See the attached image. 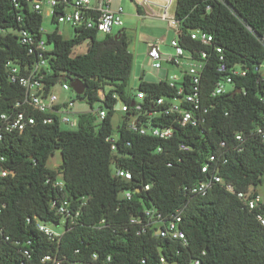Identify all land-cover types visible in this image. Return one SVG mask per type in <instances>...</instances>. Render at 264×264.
Here are the masks:
<instances>
[{
  "label": "trees",
  "instance_id": "16d2710c",
  "mask_svg": "<svg viewBox=\"0 0 264 264\" xmlns=\"http://www.w3.org/2000/svg\"><path fill=\"white\" fill-rule=\"evenodd\" d=\"M223 1L177 0L180 45L205 63L198 109L182 104L193 110L196 126L180 125L178 114L166 113L168 104H156L159 98H183L177 87L140 78L137 91L148 95L142 114L157 113L151 125L173 129L170 139L160 140L127 129L132 119L141 123L147 117L132 108L127 93L134 57L124 29L117 38L99 39L95 30L76 29L67 40L58 28L49 35L54 50L48 59L49 87L60 79L79 80L85 92L77 100L92 111L101 104L108 112L101 123L92 111L80 115L75 131L44 124L42 115L23 104L24 89L12 84L5 70L9 60L21 67L36 60L27 55L18 32L40 39L42 13L27 0H0V166L9 172L0 175V264H264L259 219H264V203L250 209L237 196L252 188L254 198L264 186V74L256 72L264 63L258 39L264 35V0ZM192 31L207 33L213 42L192 40ZM84 42L87 52L73 56ZM222 64L228 71L246 65L248 73L234 78L232 92L214 97L216 84L229 74L219 72ZM177 85L190 92L187 75ZM114 95L130 107L116 128ZM18 112L32 114L36 124L7 132L1 116ZM115 133L113 151L107 139ZM56 151L61 171L48 167ZM214 177L221 183L214 182L206 195L193 193ZM65 204L67 217L58 213ZM147 211L165 222L180 219L187 244L159 236ZM40 224L64 230L51 237Z\"/></svg>",
  "mask_w": 264,
  "mask_h": 264
},
{
  "label": "built area",
  "instance_id": "2783aa9c",
  "mask_svg": "<svg viewBox=\"0 0 264 264\" xmlns=\"http://www.w3.org/2000/svg\"><path fill=\"white\" fill-rule=\"evenodd\" d=\"M37 12H43L47 9V17L50 18L51 24L55 26L66 25L70 26L74 31L79 30H95L99 35L113 36L118 34L119 31L124 29L123 20V8L119 6L114 8L113 4L115 0H76L72 4H68L66 0H27ZM148 9L151 10V14L168 24L167 32L173 31L174 37L170 42V47L174 49V54L169 55L163 53L162 45H165L164 40H149L147 39V59L150 62V66L157 71L163 68L164 63H170L177 67L185 66L186 70L183 72L181 78H170L168 81L170 87H177L178 94L183 98L166 99L159 98L156 101L158 106L168 104L166 113L178 114L179 123L182 126L192 125L196 126L198 120L193 114V110H189L182 107L183 103L192 105L195 109H198L200 105V83L202 73L205 67V63L202 60H196L192 54L184 49L179 42L180 27L179 22L176 20L175 11L177 0H162V2L148 1L145 0ZM224 2L223 0H219ZM226 4V3H225ZM227 5V4H226ZM60 6H64L63 10L56 14V10ZM147 16V15H143ZM55 21V24L53 22ZM42 34L40 39H36L33 35L29 34L25 30L18 32L20 42L23 46L28 48L27 55L35 56L36 60L31 65L21 67L16 62L9 60L5 64V70L8 75V79L12 84H17L22 87L25 91V99L23 104L27 105L32 112H37L43 116L44 124H57L63 130L75 131L79 128L80 115L87 112H78L75 110V100L68 98L62 100L57 96L54 91L55 86L60 83L61 88L65 92H74L71 88L69 80L60 79L55 86L47 84V76L49 72L48 59L51 57L53 45H48L49 35L43 25L40 29ZM191 39L198 41L203 45H211L213 37L202 31H192ZM259 41L264 47V35L259 38ZM221 52L220 49H218ZM207 53H201V59H206ZM219 72L229 74L220 80L214 89L213 96H221L232 92L234 90V78L245 77L248 73L246 65H235L229 71L226 69L224 64L219 66ZM256 72L264 74V63L256 67ZM184 75L190 78V92L185 94V87L178 86V83H182ZM63 81V82H61ZM166 81V80H161ZM160 81V82H161ZM76 94V93H75ZM78 95L76 94V97ZM148 95L143 92H138L135 97L132 98V108L136 112H139L141 116L147 117L146 121H141L137 118L132 119L127 129L131 132L138 133L144 136H152L160 140H168L173 136L172 128H160L152 126L149 119L157 113L142 114L145 106V99ZM82 97V96H79ZM100 100L105 101V95L103 91L99 92ZM114 99L118 100L114 110L121 113L129 111L130 107L125 102H122L117 95L113 96ZM83 101V100H82ZM119 104V109L117 105ZM98 105V110L92 111L96 117V123H101L107 117V110L102 109L101 104ZM1 119L5 123V130L7 132L19 131L23 132L28 125L36 124V118L27 112H18L12 118L8 115H2ZM2 139L1 128H0V140ZM115 137L108 138L107 141L111 143V149L115 151ZM181 149L187 150V147L181 146ZM0 160H4L0 158ZM205 172L206 169L204 168ZM9 174L8 171L4 170L0 166V175L5 177ZM121 175H123L121 173ZM221 183L220 178L214 177L213 180L208 182H202L195 186L193 193L199 195H206L208 190L211 188L213 183ZM61 186V182L57 183ZM227 190L231 193H235L232 186H226ZM254 189H249L248 192L238 193L237 196L241 199L250 209H254L259 203H264V198L261 195H257L253 198ZM129 197V194H127ZM58 213L64 217H67L68 206H64L58 209ZM147 217L152 221V226L157 228V234L162 238H168L173 241H182L183 244H187L184 233L179 229L180 219L174 221L165 222L160 214H156L154 211H147ZM260 221L264 224V219L259 217ZM39 229L45 232L51 237H58L60 234L52 229L50 226L40 224ZM49 260V257L46 258ZM166 264L165 261H162ZM195 264H199L196 262Z\"/></svg>",
  "mask_w": 264,
  "mask_h": 264
},
{
  "label": "rangeland",
  "instance_id": "374dc122",
  "mask_svg": "<svg viewBox=\"0 0 264 264\" xmlns=\"http://www.w3.org/2000/svg\"><path fill=\"white\" fill-rule=\"evenodd\" d=\"M157 2H162V0H153ZM121 6L123 8V20H124V30L129 39V50L133 54L134 62H133V71L132 75L127 87V93L129 96L135 97L138 93V85L139 79L142 78L145 82L148 83H159L161 80H169L170 78H181L183 72H185L186 67L176 65L170 63H164L163 68L160 71L154 70L150 66V62L147 59V45L146 40H164L165 45H162L163 53H167L169 55L174 54V49L170 47V42L174 37L173 31L170 34L167 32L168 24L166 21L161 20L153 15H139L138 7L142 9V12L145 11L143 6H139L133 0H115L113 7L118 8ZM47 9L45 8L42 12L43 16V27L44 29L50 33L54 32L56 28H58V33L64 39H72L74 38V30L70 26L59 25L55 26L51 24V19L47 16ZM103 36L99 35V39ZM88 49V42H84L83 44L75 47L73 49L72 55L78 56L85 54ZM139 72V75H135V71ZM168 75H167V74ZM63 82V81H61ZM55 93L62 100L73 98L75 102V110L78 112H87L90 110L89 105L85 101L77 100L76 94L74 92H65L62 90L60 83H58L54 88ZM98 105L94 106V110H98ZM123 113L117 112L113 123L116 128L119 123L123 121ZM115 138L117 135L115 133ZM61 154L60 151H56L53 156L50 157L48 161V167L54 171H61L62 167ZM257 193L264 198V186H261L257 189ZM52 229L56 230L59 234L63 232L64 227L61 225L60 227L52 226Z\"/></svg>",
  "mask_w": 264,
  "mask_h": 264
},
{
  "label": "water",
  "instance_id": "95a60500",
  "mask_svg": "<svg viewBox=\"0 0 264 264\" xmlns=\"http://www.w3.org/2000/svg\"><path fill=\"white\" fill-rule=\"evenodd\" d=\"M136 4H138L139 6H143L145 8V10L147 12H149L147 3L145 0H133ZM115 38L118 37V34L114 35ZM70 86L71 88L75 91V93L78 96H83L84 92H85V86L83 85V83L79 80H69ZM117 109H119V104L116 107ZM55 227H58V224L55 225Z\"/></svg>",
  "mask_w": 264,
  "mask_h": 264
},
{
  "label": "crops",
  "instance_id": "0c3cea01",
  "mask_svg": "<svg viewBox=\"0 0 264 264\" xmlns=\"http://www.w3.org/2000/svg\"><path fill=\"white\" fill-rule=\"evenodd\" d=\"M148 1H151V0H148ZM158 3V2H157ZM158 4H160V3H158ZM142 15H152L151 14V10H149V12H147L146 10L143 12V14ZM170 34V33H169ZM167 74V73H166ZM135 75H139V72H138V70L137 71H135ZM168 75V74H167ZM139 81H140V79H139Z\"/></svg>",
  "mask_w": 264,
  "mask_h": 264
}]
</instances>
